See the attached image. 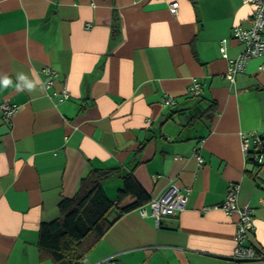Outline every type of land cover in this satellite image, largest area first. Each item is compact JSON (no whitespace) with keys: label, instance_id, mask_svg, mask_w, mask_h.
Masks as SVG:
<instances>
[{"label":"crops","instance_id":"obj_1","mask_svg":"<svg viewBox=\"0 0 264 264\" xmlns=\"http://www.w3.org/2000/svg\"><path fill=\"white\" fill-rule=\"evenodd\" d=\"M255 7L0 0V105L17 107L11 117L0 108V264H68L40 247L39 230L94 169L114 172L102 183L114 204L83 264L112 255L123 264H234L240 216L221 207L234 183L238 206L253 209L248 243L264 254V165L254 169L243 150V135L264 133V55L226 78L244 48L234 27H247ZM130 173L150 200L122 212ZM172 184L189 187V200L157 223L149 202Z\"/></svg>","mask_w":264,"mask_h":264},{"label":"trees","instance_id":"obj_2","mask_svg":"<svg viewBox=\"0 0 264 264\" xmlns=\"http://www.w3.org/2000/svg\"><path fill=\"white\" fill-rule=\"evenodd\" d=\"M195 2V0H192ZM264 154L262 149L250 150L247 162L254 169L260 168L257 155ZM112 170L94 169L83 178L77 193L64 198L60 204V215L52 222H45L39 230V245L50 253L55 260H66L68 264H79L88 250L106 233L111 226L108 217L113 201L103 188L105 178L113 174ZM120 191L121 200L130 196L131 201L121 210L127 212L143 206L150 200L147 191L132 173L124 177ZM263 254L260 251H256Z\"/></svg>","mask_w":264,"mask_h":264},{"label":"built area","instance_id":"obj_3","mask_svg":"<svg viewBox=\"0 0 264 264\" xmlns=\"http://www.w3.org/2000/svg\"><path fill=\"white\" fill-rule=\"evenodd\" d=\"M255 4V12L252 17L249 18V24L247 27L240 25L234 27L233 36L243 44V51L234 59H230V66L226 74V78L231 82L235 81L236 74L243 71L248 61L253 57L264 55V0H253ZM171 11L176 14L178 12V4L176 2L171 4ZM227 39H222L221 46L224 53V57L228 58L226 51ZM45 71L52 74L49 68H45ZM189 92L191 95H199L201 93V83L194 81L190 86ZM165 102L168 104H175L176 101L173 98H165ZM0 108L7 117H11L17 110L16 106L10 105L7 102H3ZM243 150L246 157L250 155V150L255 147L256 149H262L264 147V133H252L243 135ZM198 159L202 161V157L198 156ZM257 160L260 164H264V154L257 155ZM191 189L189 187L180 188L175 184L170 187L157 198H153L149 204L151 206V215L160 222L162 217L170 216L178 211H183L189 200ZM240 192V184L234 183L230 186L226 200L221 207L227 211H238L240 220L236 231L237 247L235 249L234 264H244L247 261L253 259H263L264 254H258L256 249L249 245V238L251 232L254 230V217L253 209L249 204L243 207L238 206V196ZM143 214L147 213L146 207L141 209ZM107 264H123L115 256H109L105 259ZM83 264V260L79 262Z\"/></svg>","mask_w":264,"mask_h":264},{"label":"clouds","instance_id":"obj_4","mask_svg":"<svg viewBox=\"0 0 264 264\" xmlns=\"http://www.w3.org/2000/svg\"><path fill=\"white\" fill-rule=\"evenodd\" d=\"M20 79L23 80L24 77L21 75V76H20ZM2 83H3V85H4L5 87H7V86L11 83V81H10L8 78H4L3 81H2ZM17 87L19 88V86H17ZM27 87H28L29 90H31L32 87H33V85H32L31 83H29V84L27 85Z\"/></svg>","mask_w":264,"mask_h":264}]
</instances>
